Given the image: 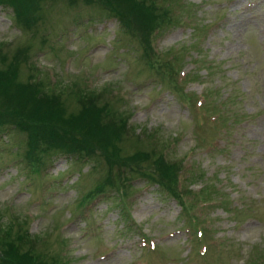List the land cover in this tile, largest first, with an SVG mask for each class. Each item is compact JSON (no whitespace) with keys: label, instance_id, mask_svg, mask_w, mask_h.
<instances>
[{"label":"rangeland","instance_id":"rangeland-1","mask_svg":"<svg viewBox=\"0 0 264 264\" xmlns=\"http://www.w3.org/2000/svg\"><path fill=\"white\" fill-rule=\"evenodd\" d=\"M139 1L165 17L149 49L126 6L115 17L97 0H41L28 26L0 5V54L27 47L38 77L61 98L92 91L107 107L105 123L121 129V156L168 144L164 154L187 175L185 207L142 178L131 180L123 207L113 189L79 207L107 176L104 157L93 152L83 163L45 150L39 169L46 167L36 172L26 133L13 128L0 133L1 226L25 223L49 257L64 241L67 264H264V0ZM204 93L227 97L225 112L244 113L225 141L211 142L213 151L202 139L217 132L193 119Z\"/></svg>","mask_w":264,"mask_h":264},{"label":"trees","instance_id":"trees-1","mask_svg":"<svg viewBox=\"0 0 264 264\" xmlns=\"http://www.w3.org/2000/svg\"><path fill=\"white\" fill-rule=\"evenodd\" d=\"M40 1L0 0V5L11 7L15 17H18L19 23L28 26L33 22L31 15L37 10ZM97 1L98 5L109 9V12L115 17V8L118 5L126 6L130 15L136 18L139 26L143 29L149 49L153 40L151 36L158 30L157 27L165 18L154 13V2L144 5L139 0ZM138 10L144 16L135 14ZM117 20L123 28L129 27L123 17ZM130 30L133 31L131 27ZM38 71L30 63L27 47L15 49L10 57L0 54V133L6 134L13 128L16 132H23L24 135L26 133L28 143L26 160L33 170L38 172L46 167L39 169L44 164L40 154L45 150H57L64 156L74 157L83 163L95 156L93 152H98L107 163V176L100 178L91 193L88 192L79 199L81 202L79 207L94 198L103 197L108 189H113L118 197H122L120 200L123 207L124 196L132 188L130 182L137 178H142L146 184H155L157 191L172 198L179 205L180 210L185 207V203L188 202L186 197L190 191L182 182L185 181L187 175L175 159L167 158L164 154L168 144H162L160 149L152 145L144 149L137 148L128 157L121 156V129L118 125L105 123L104 118L108 116L106 105L97 106L94 99L88 97L92 91L82 93L75 91L71 97L67 95L66 98H61L58 95L62 94L61 89L57 91V94L52 86H49L52 89H48V85L43 79L38 77ZM21 74L25 75L23 79L19 80ZM164 74L175 80L174 73L171 74L169 71L161 73L163 76ZM170 90L175 91L182 99L192 97L186 96L178 89ZM199 96H202V93ZM203 96L205 105L199 106L195 104L194 100L193 108L196 110V118L193 117V119L198 126L207 124L213 132H217V135L210 132L208 139H202V142L210 145L217 137L225 141L230 132L244 120V113L237 110L228 113L229 109L225 112L223 106L229 100L227 97L219 100L210 97L207 100L208 95L204 93ZM192 98L195 99L194 95ZM113 116L115 115L113 114ZM218 146L211 144L208 148L213 151ZM145 149L148 151H144ZM80 151L83 153L79 155ZM151 162L152 164H150ZM125 167H129V169ZM121 170L126 175L132 172L135 174H131L133 176L125 179ZM203 188L207 190L204 186ZM195 195L199 199L203 198L200 188L195 191ZM3 211L7 212L5 208ZM12 219L17 221L21 217L14 215ZM12 225L16 227L11 225L2 227L0 221V264L68 263L66 262L67 257H65L64 241L58 243L60 249L56 256L49 257V252H46L44 247H39L35 239L28 234L25 223L23 226L26 229H22L16 222ZM129 228L130 225L127 226V229ZM141 235L145 239L148 238L144 233ZM145 239H143V247L146 251L152 252L154 245L148 244V240L146 242Z\"/></svg>","mask_w":264,"mask_h":264}]
</instances>
